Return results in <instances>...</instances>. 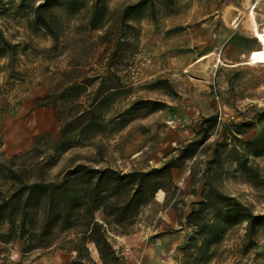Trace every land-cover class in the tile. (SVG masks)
Returning a JSON list of instances; mask_svg holds the SVG:
<instances>
[{
  "label": "rangeland",
  "instance_id": "1",
  "mask_svg": "<svg viewBox=\"0 0 264 264\" xmlns=\"http://www.w3.org/2000/svg\"><path fill=\"white\" fill-rule=\"evenodd\" d=\"M255 20L264 32V0H0V264L75 255L72 232L34 229L44 195L29 200L20 176L53 181L79 163L127 172L173 159L130 231L113 234L126 264H264V65L248 63L261 45Z\"/></svg>",
  "mask_w": 264,
  "mask_h": 264
},
{
  "label": "trees",
  "instance_id": "2",
  "mask_svg": "<svg viewBox=\"0 0 264 264\" xmlns=\"http://www.w3.org/2000/svg\"><path fill=\"white\" fill-rule=\"evenodd\" d=\"M6 44L8 40L0 32L1 51ZM209 119L217 120L218 115ZM204 142V139L200 141ZM174 166L173 159L150 170L122 172L112 166L101 168L79 163L58 180L28 183L20 176V189L21 192L27 191L29 200L35 190L44 195L45 201L38 207L39 221L34 228L42 231V237L50 235L51 228L75 235L67 240L66 245L75 252L71 264H98L92 256L90 244H95L102 264H126L112 240L113 234L130 231L139 206L154 199L157 190L163 187L159 179L170 177ZM13 206V197L9 195L4 211L12 223L15 222ZM27 209L28 204L20 211L24 212V217ZM97 211L103 213L102 219L97 218ZM39 224L42 226L37 228ZM25 227L26 223L22 221L21 232ZM23 236L24 233L20 234Z\"/></svg>",
  "mask_w": 264,
  "mask_h": 264
},
{
  "label": "bare ground",
  "instance_id": "3",
  "mask_svg": "<svg viewBox=\"0 0 264 264\" xmlns=\"http://www.w3.org/2000/svg\"><path fill=\"white\" fill-rule=\"evenodd\" d=\"M254 25L256 26L257 34L260 38L261 45H259L256 49H254L250 55V60L248 63L250 65L259 64L264 65V32H261L257 21L255 20Z\"/></svg>",
  "mask_w": 264,
  "mask_h": 264
}]
</instances>
